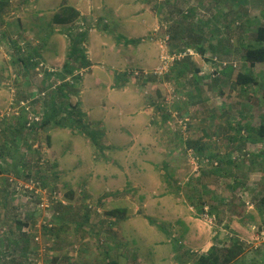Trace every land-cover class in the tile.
Listing matches in <instances>:
<instances>
[{
  "label": "rangeland",
  "instance_id": "rangeland-1",
  "mask_svg": "<svg viewBox=\"0 0 264 264\" xmlns=\"http://www.w3.org/2000/svg\"><path fill=\"white\" fill-rule=\"evenodd\" d=\"M63 3L81 14L54 24ZM258 25L264 0H0V264H196L237 241L264 264V140L242 127L264 123ZM83 33L67 103L96 135L30 130Z\"/></svg>",
  "mask_w": 264,
  "mask_h": 264
},
{
  "label": "trees",
  "instance_id": "trees-1",
  "mask_svg": "<svg viewBox=\"0 0 264 264\" xmlns=\"http://www.w3.org/2000/svg\"><path fill=\"white\" fill-rule=\"evenodd\" d=\"M191 12V11H190ZM81 12L78 8L71 4L63 3L60 5L59 10H57L52 16V22L54 24H69L75 21ZM73 35V34H71ZM70 35V36H71ZM77 37L81 38L78 39ZM120 37H123L120 35ZM85 39V34L83 36H71L70 40H72V45L70 49V54L68 55L67 60L64 62L62 70L59 73V77H61V82L56 85L55 83L50 84L51 90H48L44 94V98L40 99L43 104V118L40 123H34L30 130L36 131L38 128H45L47 126H60V127H69L72 130H79L81 133H87L92 138L96 135L92 130H88L85 128L84 122L80 116L82 115L80 110H77V104L67 103L69 99L77 93V82H73L74 79H67L68 73L71 75L74 74L73 70V62L78 58V51L80 50L79 44L81 41ZM82 43V42H81ZM246 49L244 53V59L250 63L251 66H255L257 63L264 62V25H258L256 28V33L254 36V40L250 43L246 44ZM20 49L17 50V52ZM199 50L204 53L205 49L199 48ZM31 62L29 59L27 62L22 60V57H19L17 60L21 62L23 68L27 71L28 64H34L33 57L30 56ZM82 58L83 67L88 66L89 62L86 61L85 57ZM36 61V60H35ZM37 63V61H36ZM56 73V72H55ZM52 74V73H49ZM78 76V77H77ZM73 78H80V75H73ZM75 81V80H74ZM236 82L241 85H246L250 83H258V79L254 76L251 70L248 72H239L236 75ZM43 92V91H42ZM49 92L51 94L49 95ZM49 96V97H48ZM48 97V99H47ZM80 115V116H78ZM25 119L22 121L23 123H19L21 126L25 124ZM19 125H13L12 129L7 128V130H11L14 134V140H19ZM244 130L247 131L246 138L250 139L254 142H261L264 140V123L259 125L258 127L244 123L242 125ZM240 132V131H239ZM242 137V136H241ZM243 138V137H242ZM260 204L264 206V195L260 198ZM118 211H124V209H118ZM117 215L116 211L113 210L109 212V215ZM240 252L244 251V244L239 241L233 243L229 246H218L214 245L208 253H203L198 256L196 259V264H238ZM239 258V259H238ZM113 262V261H112ZM116 264V263H112Z\"/></svg>",
  "mask_w": 264,
  "mask_h": 264
},
{
  "label": "crops",
  "instance_id": "crops-1",
  "mask_svg": "<svg viewBox=\"0 0 264 264\" xmlns=\"http://www.w3.org/2000/svg\"><path fill=\"white\" fill-rule=\"evenodd\" d=\"M62 25H67V24H62ZM50 27V26H49ZM57 30V29H56ZM56 31H53V29H52V27H51V30L48 32V35L50 34V35H52L53 33H55ZM78 35V34H77ZM78 38V37H77ZM71 41V45H72V40H70ZM82 42V41H81ZM71 45H70V47H68L66 44H65V42L63 41L62 42V47H61V50H62V52L64 53V52H66V51H68V50H70L71 49ZM43 46H45V42H43ZM41 47L40 48V46H36V47H38V48H36L35 49V52L34 53H36L37 55L40 53V50H43V48L44 47ZM91 46H92V49H97L96 48V45H95V48H93V45L91 44ZM69 48V49H68ZM100 48V47H99ZM98 48V49H99ZM55 54H57L56 56H55ZM39 57V56H38ZM68 58V57H67ZM67 58H66V55H65V61L67 60ZM53 61H55V60H60V55L58 54V53H56V52H53V54H52V58H51ZM64 61V62H65ZM63 62V63H64ZM84 109V108H83ZM66 152H71V151H63L62 153H61V155H63V159H64V156H66L68 153H66ZM64 153V154H63Z\"/></svg>",
  "mask_w": 264,
  "mask_h": 264
},
{
  "label": "built area",
  "instance_id": "built-area-1",
  "mask_svg": "<svg viewBox=\"0 0 264 264\" xmlns=\"http://www.w3.org/2000/svg\"><path fill=\"white\" fill-rule=\"evenodd\" d=\"M42 94L44 95L45 92H42ZM42 118H43V115L42 117H40L39 115L37 114H32L29 116V118L27 117V121H26V124L28 127H32L34 126L33 124L35 123H40L42 121ZM31 129V128H30Z\"/></svg>",
  "mask_w": 264,
  "mask_h": 264
}]
</instances>
